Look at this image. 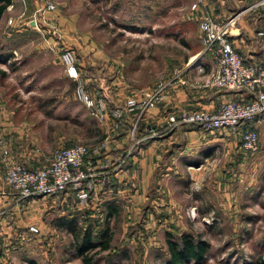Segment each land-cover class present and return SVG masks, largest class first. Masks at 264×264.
Returning <instances> with one entry per match:
<instances>
[{"label":"rangeland","instance_id":"obj_1","mask_svg":"<svg viewBox=\"0 0 264 264\" xmlns=\"http://www.w3.org/2000/svg\"><path fill=\"white\" fill-rule=\"evenodd\" d=\"M193 13L189 0H14L0 19V113L43 160L77 144L100 151L114 132L76 100L59 51L74 53L88 94L98 89L87 74L102 70L119 75L127 100L184 67L200 35ZM257 130V152L244 154L228 134L229 155L220 146L198 175H168L160 192L138 206L28 198L10 230L0 232V264H84L77 242L88 227L93 240L103 228L110 239L109 249L86 253L93 264H163L168 236L182 233L208 243L203 262L186 264H260L264 125Z\"/></svg>","mask_w":264,"mask_h":264},{"label":"crops","instance_id":"obj_2","mask_svg":"<svg viewBox=\"0 0 264 264\" xmlns=\"http://www.w3.org/2000/svg\"><path fill=\"white\" fill-rule=\"evenodd\" d=\"M258 1L204 0V10L209 12L217 23L232 22L228 40L236 52L248 62L256 63L264 62V41L257 36V31L264 27V5L254 7ZM13 2L14 0L12 4ZM192 11L196 13L199 23L200 11ZM197 44H200V35ZM198 66L204 69L203 74L198 73ZM179 70L182 71L183 82H173L169 87V99L149 109L142 116L144 123L153 124L161 132L140 138L141 147L134 154L129 147L131 139L128 133L122 137H116L113 133L103 149L88 155L92 161L99 163L103 156L113 159L127 150L131 151L127 165L113 173L109 189L95 193L92 202H100L102 199L115 202L119 200L133 206L150 202L152 187L155 188V194L159 193L162 189L160 182L168 175L177 176L182 172L191 176L198 175L211 163L210 159L219 151L220 146L226 156L230 154L231 137L228 133L204 131L198 127L187 128L179 123L171 125L170 118L193 110L214 111L224 101H243L246 96L237 91L220 90L210 85L216 73V65L209 55L201 54L200 46L190 52L184 67ZM118 76L112 81V87L115 98L121 96V99H116L117 104L123 106L128 96L120 95L124 87ZM197 82L200 84L195 85ZM147 91L149 90L135 91V94L129 96L140 98L142 93ZM253 125L257 129L264 125V114L259 116ZM221 134L227 136V139L220 136ZM0 141V232H4L10 230L9 222L13 218L19 219L20 209L25 208L23 201L28 199H21L3 182L5 167L11 163L36 167L47 158H41L42 154L38 148L24 146L23 135L19 134L1 113Z\"/></svg>","mask_w":264,"mask_h":264},{"label":"built area","instance_id":"obj_3","mask_svg":"<svg viewBox=\"0 0 264 264\" xmlns=\"http://www.w3.org/2000/svg\"><path fill=\"white\" fill-rule=\"evenodd\" d=\"M192 10H199V32L201 54L209 55L216 65L215 76L210 85L216 89L242 91L250 98L247 102L227 100L216 110H193L171 117V123L197 125L212 132L228 133L240 142L244 153H255L259 149V134L255 130H244L242 125L264 113V66L244 65L242 57L235 51L228 40L230 25L217 23L213 16L204 10V0H189ZM264 5L259 0L253 6ZM45 8L53 10L48 3ZM264 37V32H258ZM59 59L65 75L75 82L74 96L87 109L89 115L100 122L107 121L106 105L101 98L86 91L80 77L76 57L71 50L59 51ZM199 74L204 73L201 66ZM182 71L175 70L169 78L157 83L151 90L142 93L140 98H130L124 108L127 112H136V122L129 135L136 144L134 130L136 123L149 109L155 108L169 99V87L173 82H180ZM183 82V81H181ZM200 83H195L198 85ZM122 110L116 109L111 114L114 121L111 130L118 128V119ZM1 143V141H0ZM131 151L127 150L115 158L104 156L99 163L88 158V148L83 144L56 149L41 165L29 167L21 163H11L5 167L3 182L10 186L21 199L51 197L72 188L80 205L88 203L89 194L96 193L110 185L113 173L125 165Z\"/></svg>","mask_w":264,"mask_h":264},{"label":"trees","instance_id":"obj_4","mask_svg":"<svg viewBox=\"0 0 264 264\" xmlns=\"http://www.w3.org/2000/svg\"><path fill=\"white\" fill-rule=\"evenodd\" d=\"M10 5H12V0H0V19L3 16L4 12L6 11V9ZM260 31L264 32V27H262L260 30L257 31L258 38H260L262 41H264V37H261L258 35V32H260ZM196 45H197L196 48L193 50H196L197 48H199V46L201 49V44L196 43ZM243 63L246 66H248V65L264 66V62H260V63L248 62L245 59H243ZM79 70H80V68H79ZM1 74L4 75L2 72H1ZM80 77H81V80L84 84L86 91L88 92L89 89H88L86 83L84 82L85 80H84V77L81 73V70H80ZM87 77L96 78L95 81L97 83L95 84V86L97 87L98 90H97V93L94 94V96L101 98L104 101V103L106 105V112H107V115L109 118L108 121H109L110 128L113 127V123H114V121H112V119H111L112 112L116 109L122 110V115L118 119L119 126L117 129L113 130V132L115 133L114 135L116 137H122L126 133H128V135H130L131 130L133 128V125L136 122L137 113L136 112H127L125 110V108H123L124 105L122 106L121 104H117L116 98L114 95V89L112 87V81H114L116 76L112 75L111 77H108L103 73L102 70H99V71L96 70L95 73H90L89 75L87 74ZM220 90H227V89H220ZM233 91H237V92L242 93L243 95L246 96V94L242 91H238V90H233ZM249 100H250V98L248 96H246L245 100H243L242 102H247ZM263 114L264 113L260 114L259 116H261ZM259 116H257L252 121L245 122L241 128L244 130H255L258 132L257 128L253 124ZM171 125H173V124L171 123ZM180 125L185 126L187 128L198 127L204 131H209V130L203 129L202 127L197 126V125H187V124H180ZM159 132H161V130L157 129L153 124L144 123V121L142 120V117H140L136 123V127L134 130V138H135V140H140V138H142V137L151 136L154 133L157 134ZM237 142H238L239 148H240V142L239 141H237ZM259 146H260V142H259ZM129 147L132 151V154H134L141 147V144H139V143L136 144L135 141L130 140ZM91 153H92V150L88 149V155ZM244 154H253V153H244ZM127 163H128V159H127L125 165L122 167V169L127 165ZM21 164H24V163H21ZM110 186H111V182H110V185L108 187H106L100 191L101 192L105 191V190L109 189ZM100 191H97L96 193H98ZM154 192H155V188L152 187L151 198L155 194ZM94 195H95L94 192H91L89 194L88 203L89 202L91 203V200H92ZM56 196H66V199L68 201H74L75 204L79 203V200L76 196V192L72 188H68L64 191L59 192L58 194H56L54 196H51V197H56ZM154 196H156V195H154ZM112 210H113V207L111 205H108V208L106 211L109 215L112 214V212H113ZM79 236H80V238L77 242V244H78L77 252H78V256L82 258V261L84 264H93L92 263V260H93L92 257L86 256L87 252L92 251V250H96V249H101V250L109 249L110 239L107 236V228H105V229L103 228L98 233L97 240H93L92 230L90 227L84 229L82 234ZM207 249H208V243L205 240H203L201 238L194 237L193 235H191L189 233L180 234L178 239H173L171 236H168L167 241H166L167 258L163 261V264H186L190 261H193L196 263H201L205 259ZM2 252H3V250L1 249L0 255L2 254ZM106 264H114V263L107 262ZM260 264H264V260H262L260 262Z\"/></svg>","mask_w":264,"mask_h":264},{"label":"water","instance_id":"obj_5","mask_svg":"<svg viewBox=\"0 0 264 264\" xmlns=\"http://www.w3.org/2000/svg\"><path fill=\"white\" fill-rule=\"evenodd\" d=\"M31 25H33V22H31Z\"/></svg>","mask_w":264,"mask_h":264}]
</instances>
